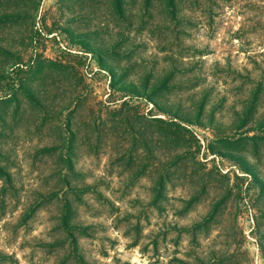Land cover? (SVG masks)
Returning a JSON list of instances; mask_svg holds the SVG:
<instances>
[{"label": "rangeland", "instance_id": "374dc122", "mask_svg": "<svg viewBox=\"0 0 264 264\" xmlns=\"http://www.w3.org/2000/svg\"><path fill=\"white\" fill-rule=\"evenodd\" d=\"M0 264H264V0H0Z\"/></svg>", "mask_w": 264, "mask_h": 264}, {"label": "trees", "instance_id": "16d2710c", "mask_svg": "<svg viewBox=\"0 0 264 264\" xmlns=\"http://www.w3.org/2000/svg\"><path fill=\"white\" fill-rule=\"evenodd\" d=\"M139 119H141V121L139 120V123L141 122L142 125H143V127H146L148 123L145 122L140 116H139ZM149 120H151V119H149ZM139 133L144 134V133H142V132H139Z\"/></svg>", "mask_w": 264, "mask_h": 264}]
</instances>
